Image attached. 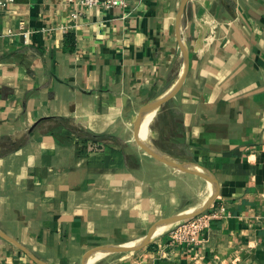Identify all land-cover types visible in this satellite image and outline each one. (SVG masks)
Listing matches in <instances>:
<instances>
[{
    "label": "crops",
    "instance_id": "crops-1",
    "mask_svg": "<svg viewBox=\"0 0 264 264\" xmlns=\"http://www.w3.org/2000/svg\"><path fill=\"white\" fill-rule=\"evenodd\" d=\"M180 3L1 5L0 231L12 240L0 236V264H82L136 244L202 206L213 187L200 168L224 215L198 243L153 234L90 264H264V0H187L177 28ZM180 37L185 77L148 110V142L174 167L143 148L135 120L179 79Z\"/></svg>",
    "mask_w": 264,
    "mask_h": 264
},
{
    "label": "water",
    "instance_id": "water-1",
    "mask_svg": "<svg viewBox=\"0 0 264 264\" xmlns=\"http://www.w3.org/2000/svg\"><path fill=\"white\" fill-rule=\"evenodd\" d=\"M186 1L187 0H181L180 6H179V9L177 12V16H176L177 28L179 27L180 17H181L183 7H184ZM180 42H181V51H182L184 66H183V70H182V73H181L179 79L177 80L176 84L174 86H172V88H170V90L168 92H166L165 94L161 95L159 98H157L151 102L143 104L140 107L138 114H137V118L135 120V128H136V131L138 133L139 142L143 146V148H145V150H147L155 158H157L160 161L165 162L171 166H174V167H183L184 164L179 163V162H175V161L171 160L170 158L163 156L152 146V144L150 142L143 141V139L141 137H139V125H140L141 118L145 114V112H147L149 109L154 108L156 105H158L167 96L173 94L180 87V85H181V83L185 77V74L187 72V67H188V55H187V49L181 41V37H180ZM200 169H201V174H203L209 180V182L211 183V185L213 187L212 194L207 198V200L202 204V206H200L196 210H192L190 212H184L182 214L172 215L166 219H163V220L157 222L155 224V226L153 227V230H151L140 242H138L136 244L126 243V244H122V245H109V246H100V247L94 248L92 251H90L91 253L89 252L90 254L89 253L87 254V256H88L87 260L85 262H83L82 264H87V261H88L90 255L93 253L99 252V251L119 252V251H128V250L138 249V248L146 245L151 240V237L153 236L154 231L159 226L168 225L170 223L192 217L194 215H197V214L205 211L209 207V205L213 202V200L217 194V183H216L213 176H211L209 173H207L203 168H200ZM0 236H3L6 239L12 240L10 237H8L6 234H4L1 231H0ZM28 255H30V254H28ZM30 256L35 261H37L39 264H45V263L41 262L40 260H37L34 256H32V255H30Z\"/></svg>",
    "mask_w": 264,
    "mask_h": 264
},
{
    "label": "built area",
    "instance_id": "built-area-1",
    "mask_svg": "<svg viewBox=\"0 0 264 264\" xmlns=\"http://www.w3.org/2000/svg\"><path fill=\"white\" fill-rule=\"evenodd\" d=\"M12 1L0 0V7L4 2ZM66 2L74 6L79 5L85 9H90L96 5L106 8L126 5V0H66ZM223 215L224 208L222 206L215 208L211 204L205 211L197 215L168 224V227L158 235L166 234L170 246L196 244L199 242V234L207 229L214 219Z\"/></svg>",
    "mask_w": 264,
    "mask_h": 264
},
{
    "label": "bare ground",
    "instance_id": "bare-ground-1",
    "mask_svg": "<svg viewBox=\"0 0 264 264\" xmlns=\"http://www.w3.org/2000/svg\"><path fill=\"white\" fill-rule=\"evenodd\" d=\"M152 115L153 112L152 111H148L145 112V114L142 116L141 121H140V134H141V138L143 139V141L148 142V132H149V123L152 119ZM210 185V184H209ZM165 225L159 226L155 231H154V235L160 233L161 231L164 230ZM100 256V253H96L94 255H91L87 261V264L92 263L93 261H96L98 259V257Z\"/></svg>",
    "mask_w": 264,
    "mask_h": 264
},
{
    "label": "rangeland",
    "instance_id": "rangeland-1",
    "mask_svg": "<svg viewBox=\"0 0 264 264\" xmlns=\"http://www.w3.org/2000/svg\"><path fill=\"white\" fill-rule=\"evenodd\" d=\"M149 126V125H148ZM168 226L167 225H165V227H164V230L167 228ZM163 230V231H164ZM162 232V231H161ZM158 234H160V233H158ZM106 256H111V254H114V253H111V252H109V253H104ZM102 255V254H101Z\"/></svg>",
    "mask_w": 264,
    "mask_h": 264
}]
</instances>
